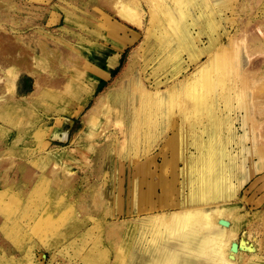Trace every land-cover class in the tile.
Here are the masks:
<instances>
[{"label": "rangeland", "instance_id": "obj_1", "mask_svg": "<svg viewBox=\"0 0 264 264\" xmlns=\"http://www.w3.org/2000/svg\"><path fill=\"white\" fill-rule=\"evenodd\" d=\"M19 1L30 2L17 0L16 3ZM61 1L62 6L73 2L79 9L69 21L58 24L59 27L63 25L60 32H54L53 37H59L63 43L61 63L54 67L44 66L38 88H35V78L24 76L21 79V94L35 95L33 103L30 108L20 111L19 118L12 116L15 118L10 121L17 124L1 126L0 130V135L10 130L23 134L26 126L40 128L41 120H37V117L46 119L48 116L45 115L49 113L60 120L49 122L47 119L48 124L40 131L41 134L36 130L37 132L32 133V141L18 142L14 147L20 153L29 150L35 163L19 164L13 178L5 177L9 166L0 165V264H131L129 262L133 261L134 264H139L144 258L148 259V255L143 252L151 235L158 236L161 231H165L163 223L158 222L150 235L142 237L147 232V227L142 226L141 221L157 215H170L187 207L204 206L186 203L189 192L186 175L178 173L185 161L172 155L168 141L171 137L177 148H181L189 156L195 152L194 130L197 132L203 123H210L194 116L187 127L183 128L182 110L172 121L161 118L160 129L155 130L152 125L150 133L147 132L149 130L146 125L141 129L144 136L139 135V147H131L130 159L127 154L124 162H116L114 151L117 152V147L111 145L116 138L115 130L110 128L107 134L103 132L109 121L104 116H99L102 119L100 128L92 134L91 127L89 129L91 119L88 117L89 119L83 120V116L85 111L98 102L106 101L109 94H115L122 88H130L135 93L138 90V80H142V88L159 84L160 81L169 82L161 84L162 90L178 78L183 80L185 72L182 66H185L184 62L187 60L184 49L188 46L186 42H183L182 47L175 42H161L160 31L168 27L166 18L158 17L156 24L159 26L149 29L150 0H131L129 3L132 6L138 5L136 9L143 17V27L138 30L132 24L128 25L131 29L129 34L133 30L140 37L134 45H128L122 52H110V58L104 61H108L109 65L112 62L114 64L111 69L110 66L107 68L103 56L104 51L114 47L111 25L118 19L112 14L116 5L104 0H51L50 5L45 7L53 11ZM156 1L159 7L163 5L161 0ZM229 1L231 5L224 6L221 0H211L210 12L203 11V2L198 1L197 4H200L193 7V12L184 24H192L193 33H200L206 44L210 39L218 38L217 35L224 33L226 29L228 36L230 35L225 38L226 44L231 38L237 41L241 29L249 21L251 29H255L259 21H264V0ZM35 6H39L38 1ZM193 16L199 17L198 23L193 24ZM14 20L17 21L16 17ZM18 20L23 25L22 28L27 27L23 32L30 34L33 23L27 19L26 14L21 15ZM6 23L5 20L2 22L5 26ZM12 23L8 22L9 29L13 27ZM56 34L59 36H55ZM242 41H237L238 44L234 42L228 49L230 73L229 98L226 103L232 107V121L238 134L235 137L238 145L233 143L231 147L233 155L239 153L235 167L243 168L245 174L236 173L232 177L236 186L235 197L210 203L220 204L233 213L234 228H240V237L245 232L255 237L259 232V236L263 238L259 255L264 260V178H260L253 190L249 188L251 181L264 173V144L259 130V126L264 125V114L257 113L255 109L256 101L264 102V98L254 95L255 85L260 82L261 77L252 73L255 70L248 67L249 54L262 57L264 51L256 42L248 41V45L245 40L246 45ZM96 57L102 60L101 71L105 74L99 79L93 66ZM261 57L258 62L262 61ZM202 60L205 61L206 57ZM235 62L238 64L235 65ZM200 65L201 62L190 65L189 72L198 70ZM130 66L132 67L129 68ZM247 68L250 73L246 71ZM80 107L82 108L79 109ZM49 118L53 119L52 116ZM177 121L180 124H174ZM198 123L199 126L196 125ZM191 125L193 126L190 127ZM64 131H67L68 139L63 146L70 156H66L68 154L61 150V154L51 155L49 158L45 157L44 162L40 161L41 156H46L44 141L56 135L62 137ZM176 134L178 137H175ZM3 138L15 140L17 134L0 136V143L4 141ZM71 138H74V142L77 141L76 145L71 144ZM240 138L245 140L248 147L243 153ZM54 146L55 151L61 149L59 145ZM227 147L230 149V145ZM3 148L4 146L0 147V151H3L0 159L5 158L6 148ZM163 153L165 159L161 155ZM154 156L156 160H153ZM256 165L259 169L257 173L254 171ZM249 170L255 175L248 183L246 178ZM134 176L141 180L136 190H132L130 186V180ZM242 182L243 187L238 192ZM136 192L138 198L143 197L142 210L133 206Z\"/></svg>", "mask_w": 264, "mask_h": 264}, {"label": "bare ground", "instance_id": "obj_2", "mask_svg": "<svg viewBox=\"0 0 264 264\" xmlns=\"http://www.w3.org/2000/svg\"><path fill=\"white\" fill-rule=\"evenodd\" d=\"M16 1L0 0V130L2 129L1 126H11L13 123L14 125L17 124L10 120L15 117L19 118L20 111L23 112L25 109L30 108V104L33 103L35 95L30 94L25 96L21 94V79L24 76L35 78V88H38L39 81H42L41 74L44 66L49 65L54 67L61 63V46L63 43H61L59 37H53L54 32H60L63 25L59 27L58 24L62 21H69L79 10L73 2L67 6H62L61 1L59 5L55 6L53 11H50L45 6H49L51 0H30V2L25 1L24 3H21V1L16 3ZM36 1H38V7L35 6ZM104 1L116 5L112 14L118 18L116 19L117 22L111 25L112 34L115 39V42H113L114 47H111L106 52L104 51L103 56V62L106 63L107 68L110 66L111 69L114 62L109 65L108 61L104 60L110 58V52L118 54L128 45H134L140 35L133 30L132 34H129V30L131 31V29L128 25L132 24L138 30L142 29L143 17L136 9L138 5L135 7L129 3L131 0ZM155 1L150 0L151 6H146L150 8L149 12H151L148 28L152 29V27L158 25L156 24L158 17L166 18L168 27L160 31V41L163 43H167V41L170 43L175 42L181 45V47L183 42L187 43L188 47L184 49L187 55V60L184 63L187 67L182 66V70L185 72V75L183 74V80L179 78L174 81L172 80L173 82L168 84L165 90H162L161 84L163 85L169 82L163 83L160 81L159 84H150L147 88L146 86L142 88L140 86L143 85V82L142 80H138V90L135 93L130 88H122L115 94H109L107 98L105 97L107 99L106 101L98 102L96 106L94 105L88 111H85L83 116V120L89 119L88 117H90L89 129L91 127L92 134L100 128L102 119H99V116L102 115L109 121L106 123L107 126L103 132H109L110 128L115 130L116 138L112 141L111 145L117 147V152L115 149V151L112 150L114 151V159L116 162H124L128 156L130 159L131 155L129 151L131 147L134 148L135 146L133 145L139 147L140 145L141 140L139 135L142 134L141 129H144L145 125L148 126V130L151 128V125L155 130L160 129L161 118H169L172 121L178 112L184 111V116L182 117L183 128L188 125L190 119L194 116L205 119L210 123L205 125L203 123L197 132L194 130L193 145L195 152H192L189 156L187 154L185 155V152L183 153L180 150L181 148H177V145L174 144L171 137L168 141L172 155L177 157L178 160L182 159L185 161L184 167H181L178 173L180 172L186 175L189 189L186 203L189 205L202 204L204 206L187 207L173 212L170 215H157L152 219L145 218V220L141 221V225L147 227V232L142 237L150 235V232L155 230L158 222L163 223L165 231H161L158 236L151 235L146 243L147 248L143 252L148 255V259L144 258L139 264L264 263L262 256L259 255L263 241V238L259 236V232H257L258 235L255 237H252L250 233L246 232L240 237L238 233L240 228H234L235 223L233 221L235 218L232 215L233 213L227 210V208L220 206V204H211L215 203L214 201L216 200L235 197L236 186L232 181V177L236 173H238L237 175L245 174L243 168L235 167L239 153L233 155V151L231 150L233 143L238 145L235 140L238 134L237 127L232 121L233 117L231 114L233 110L230 109L232 107H229V104L226 103L227 98H229L228 78L230 73L228 70L230 66L228 49L232 47L234 42L237 43L239 40H243L242 42H244L246 40L247 44L249 42H256L264 51V21H259L255 29H251V21H249L246 27L241 29L242 32L239 34L240 36L237 41L231 38L225 44V38L229 34L228 30L225 29L224 33L217 35L218 38L214 37L206 44L200 33H193L191 29L192 24H184V21L193 12V7L198 1L203 2L205 6L203 11L210 12L211 0H161L163 5L160 7L158 3L156 4L157 1ZM221 1H223L224 6L231 5V1H229L230 3L228 0ZM25 14L27 19L33 23L30 34L23 32L27 30V27L22 28L23 25L20 22L18 23L21 15L24 16ZM214 14H216V11ZM15 17L17 21L14 20ZM45 17L51 18L48 20ZM192 18L194 21L193 24L199 22L198 16H193ZM35 19H38L37 22L39 24ZM4 20L7 22V25L8 22L12 21L13 27L9 29L7 25L2 24ZM148 28L147 30H149ZM55 36L59 35L56 34ZM235 38L237 37L235 36ZM204 56L206 57L205 61L202 60ZM260 57L249 54L248 67L251 70H255L252 73L260 75L261 77L260 82L255 85L254 95L257 98H264V55L261 57L262 61L260 60L261 62H258ZM96 58L97 60L93 66L96 77L99 79L103 78L105 74L101 71L102 60L98 57ZM198 62H201L199 69L194 72H189V66ZM236 64L238 63L235 62ZM249 68L246 69L248 73H250ZM125 75L127 76V74ZM255 109H257V113L263 115L264 102L256 101ZM77 113L75 116H77ZM93 114L96 115L94 116ZM53 115V113L45 115L48 116L46 119L38 116L37 120H41L39 123L41 125L40 128H34L29 125L25 127V133L23 134L17 130V132L10 130L8 133L0 135L9 137L10 135L17 134L15 140H9L10 138L6 140L3 138L4 141L0 143V147L4 146L3 149L6 148L5 158L0 159V165L4 164L9 166L5 177L13 178L16 167L19 164L31 165L35 163L32 159L33 154L29 153V150L20 153L14 147L18 142L32 141V133L36 130L38 131H36L37 133L41 134L40 131L48 124L47 119H49V122H52L51 120L54 119L60 121L59 118ZM12 116L15 117L12 118ZM50 116L53 119L49 118ZM174 124L177 125L180 122L177 121ZM24 125L25 123H23ZM196 125L199 126V123ZM9 128L13 129L11 127ZM259 130L261 140L264 144V125L259 126ZM147 132L150 133V130ZM175 137H178V135L176 134ZM67 139V131H64L62 137L56 135L54 138L44 141L46 156H41L40 161H43L45 157L49 158L51 155L61 154L62 152L59 153L61 150H63V153L68 154L69 152L63 146V143H66ZM71 139H73L71 144L74 143L76 145L77 141L74 142V138ZM6 141L7 143H5ZM244 141L240 138L239 144L243 147L241 153L248 149ZM54 145H59L61 149L55 151L54 147L56 146ZM91 145H94V143H91ZM227 145H230V149ZM26 148L28 147L26 146ZM1 152L3 153V151H0V154ZM161 155L165 159V153ZM66 156H70V154ZM153 160H156L155 156ZM114 169H117L116 165ZM143 170L144 168H142ZM254 171L255 173L259 171L257 165L254 167ZM247 174L246 182H250V179L255 174L251 170ZM260 178H264V173L261 176L258 175L253 182L251 181L250 190H253L260 181ZM139 181L141 180L135 176L130 180L132 190L138 188ZM243 184L244 182L238 188V192L243 187ZM150 186H153L151 182ZM134 196L133 206L136 209L142 210L143 197L138 198L137 192ZM160 200H163V198ZM206 206H209V208H206ZM122 212L124 213L125 211ZM256 257H259V259H256ZM129 263L134 264V261Z\"/></svg>", "mask_w": 264, "mask_h": 264}, {"label": "trees", "instance_id": "obj_3", "mask_svg": "<svg viewBox=\"0 0 264 264\" xmlns=\"http://www.w3.org/2000/svg\"><path fill=\"white\" fill-rule=\"evenodd\" d=\"M115 71H116V70H115ZM115 71L113 72V75H115V73H116Z\"/></svg>", "mask_w": 264, "mask_h": 264}]
</instances>
